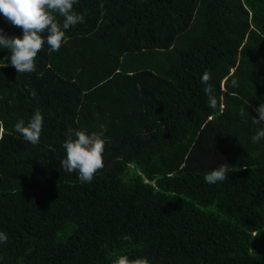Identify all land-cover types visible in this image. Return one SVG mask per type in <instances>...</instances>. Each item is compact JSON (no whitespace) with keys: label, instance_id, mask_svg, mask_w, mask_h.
Returning <instances> with one entry per match:
<instances>
[{"label":"trees","instance_id":"16d2710c","mask_svg":"<svg viewBox=\"0 0 264 264\" xmlns=\"http://www.w3.org/2000/svg\"><path fill=\"white\" fill-rule=\"evenodd\" d=\"M74 10L83 22L59 51L45 44L34 72L17 73L0 48V264H264V138L251 141L264 129L252 123L264 103V0ZM0 28L22 37L2 14ZM37 111L33 145L14 124ZM101 124L104 166L81 183L60 166L66 133ZM220 165L229 178L207 183Z\"/></svg>","mask_w":264,"mask_h":264},{"label":"clouds","instance_id":"9594fccd","mask_svg":"<svg viewBox=\"0 0 264 264\" xmlns=\"http://www.w3.org/2000/svg\"><path fill=\"white\" fill-rule=\"evenodd\" d=\"M78 0H0V14L11 25L22 29L21 36H9L0 28V48L8 49L10 63L17 73H32L36 70L34 63L38 53L47 44L52 51H59L65 42V33L71 27L84 20L83 15L74 10ZM103 11V5H100ZM62 18V22L58 19ZM211 74L205 71L201 76V83L206 85L205 92H211ZM237 86V81H231ZM245 104L249 105L248 101ZM216 100L209 96V107H215ZM257 115L252 123L264 122V103L254 108ZM243 115V113H241ZM43 128V116L35 112L31 119L25 123L18 120L14 124V131L23 139L36 145L40 141ZM105 125L101 124L99 131L87 133L82 130H69L63 144L65 157L60 166L69 174L77 173L81 183L91 182L98 170L102 169L105 141L103 135ZM264 138V129H258L251 137L253 143ZM3 134L0 133V140ZM229 178V169L224 165L213 168L204 180L209 184L223 182ZM8 240L4 232H0V243Z\"/></svg>","mask_w":264,"mask_h":264}]
</instances>
